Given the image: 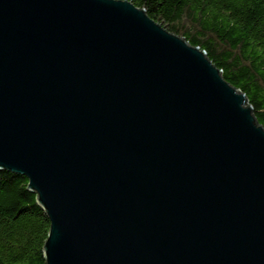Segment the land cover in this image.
<instances>
[{
    "label": "water",
    "instance_id": "water-1",
    "mask_svg": "<svg viewBox=\"0 0 264 264\" xmlns=\"http://www.w3.org/2000/svg\"><path fill=\"white\" fill-rule=\"evenodd\" d=\"M0 169L46 264H264V126L130 0H0Z\"/></svg>",
    "mask_w": 264,
    "mask_h": 264
},
{
    "label": "trees",
    "instance_id": "trees-1",
    "mask_svg": "<svg viewBox=\"0 0 264 264\" xmlns=\"http://www.w3.org/2000/svg\"><path fill=\"white\" fill-rule=\"evenodd\" d=\"M207 52L264 126V0H130ZM29 179L0 169V264H46L50 220Z\"/></svg>",
    "mask_w": 264,
    "mask_h": 264
}]
</instances>
